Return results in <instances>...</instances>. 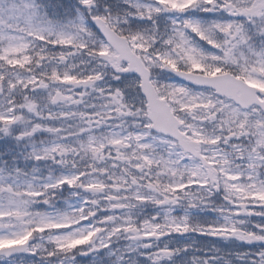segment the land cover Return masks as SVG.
<instances>
[{
    "label": "snow or ice",
    "instance_id": "obj_1",
    "mask_svg": "<svg viewBox=\"0 0 264 264\" xmlns=\"http://www.w3.org/2000/svg\"><path fill=\"white\" fill-rule=\"evenodd\" d=\"M0 264H264V0H0Z\"/></svg>",
    "mask_w": 264,
    "mask_h": 264
}]
</instances>
